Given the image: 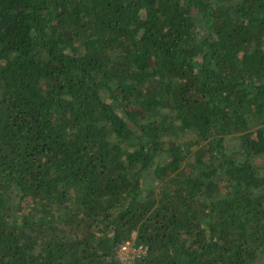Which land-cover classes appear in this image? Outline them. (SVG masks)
I'll use <instances>...</instances> for the list:
<instances>
[{"label":"trees","instance_id":"obj_1","mask_svg":"<svg viewBox=\"0 0 264 264\" xmlns=\"http://www.w3.org/2000/svg\"><path fill=\"white\" fill-rule=\"evenodd\" d=\"M126 241L264 264V0H0V264Z\"/></svg>","mask_w":264,"mask_h":264},{"label":"built area","instance_id":"obj_2","mask_svg":"<svg viewBox=\"0 0 264 264\" xmlns=\"http://www.w3.org/2000/svg\"><path fill=\"white\" fill-rule=\"evenodd\" d=\"M146 249L147 248L143 245L136 247L134 246L133 242L126 241L120 245L118 255L125 264H134L132 259L134 257L140 256L142 253H145Z\"/></svg>","mask_w":264,"mask_h":264},{"label":"rangeland","instance_id":"obj_3","mask_svg":"<svg viewBox=\"0 0 264 264\" xmlns=\"http://www.w3.org/2000/svg\"><path fill=\"white\" fill-rule=\"evenodd\" d=\"M231 142H234V140L233 141H231ZM153 177V176H152ZM129 248V247H128Z\"/></svg>","mask_w":264,"mask_h":264}]
</instances>
